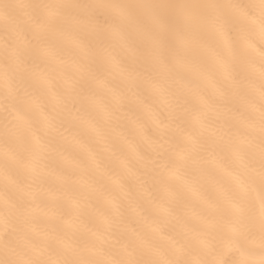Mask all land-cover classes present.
<instances>
[{"label": "snow or ice", "instance_id": "1", "mask_svg": "<svg viewBox=\"0 0 264 264\" xmlns=\"http://www.w3.org/2000/svg\"><path fill=\"white\" fill-rule=\"evenodd\" d=\"M0 175V264H264V0H2Z\"/></svg>", "mask_w": 264, "mask_h": 264}, {"label": "bare ground", "instance_id": "2", "mask_svg": "<svg viewBox=\"0 0 264 264\" xmlns=\"http://www.w3.org/2000/svg\"><path fill=\"white\" fill-rule=\"evenodd\" d=\"M0 2H2V0H0ZM7 2H12V3H29V2H33V0H7ZM238 2L241 3H248L250 2V0H238ZM93 147L97 148V150H99V146L98 145H93ZM66 156L68 158V161L71 162L74 156V152L70 151L69 153H66ZM218 178H222V179H226L223 177H219ZM3 183V177L2 175H0V184ZM85 220H87V217H85Z\"/></svg>", "mask_w": 264, "mask_h": 264}]
</instances>
